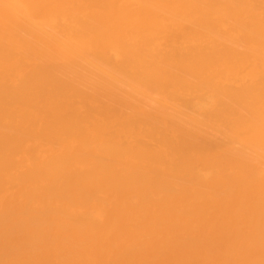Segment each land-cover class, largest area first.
<instances>
[{
  "label": "bare ground",
  "instance_id": "bare-ground-1",
  "mask_svg": "<svg viewBox=\"0 0 264 264\" xmlns=\"http://www.w3.org/2000/svg\"><path fill=\"white\" fill-rule=\"evenodd\" d=\"M0 264H264V0H0Z\"/></svg>",
  "mask_w": 264,
  "mask_h": 264
}]
</instances>
